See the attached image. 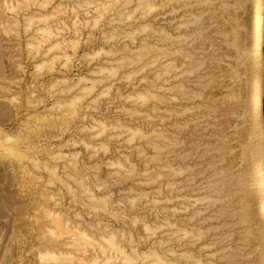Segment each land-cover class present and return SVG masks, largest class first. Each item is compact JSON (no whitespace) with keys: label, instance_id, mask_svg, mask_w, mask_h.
<instances>
[{"label":"clouds","instance_id":"1","mask_svg":"<svg viewBox=\"0 0 264 264\" xmlns=\"http://www.w3.org/2000/svg\"><path fill=\"white\" fill-rule=\"evenodd\" d=\"M0 264H264V0H0Z\"/></svg>","mask_w":264,"mask_h":264}]
</instances>
